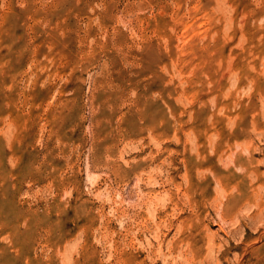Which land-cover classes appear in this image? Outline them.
<instances>
[{
	"label": "rangeland",
	"instance_id": "374dc122",
	"mask_svg": "<svg viewBox=\"0 0 264 264\" xmlns=\"http://www.w3.org/2000/svg\"><path fill=\"white\" fill-rule=\"evenodd\" d=\"M251 263L264 0H0V264Z\"/></svg>",
	"mask_w": 264,
	"mask_h": 264
},
{
	"label": "bare ground",
	"instance_id": "6f19581e",
	"mask_svg": "<svg viewBox=\"0 0 264 264\" xmlns=\"http://www.w3.org/2000/svg\"><path fill=\"white\" fill-rule=\"evenodd\" d=\"M213 175V174H212ZM246 250V249H245ZM164 254V253H163ZM243 255V254H242ZM226 260V259H225ZM258 260V259H257ZM252 264V263H251Z\"/></svg>",
	"mask_w": 264,
	"mask_h": 264
}]
</instances>
